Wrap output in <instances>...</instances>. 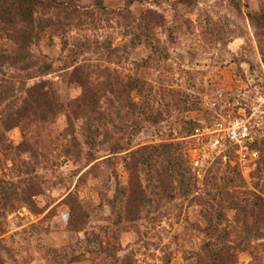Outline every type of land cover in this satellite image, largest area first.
<instances>
[{
	"label": "rangeland",
	"instance_id": "374dc122",
	"mask_svg": "<svg viewBox=\"0 0 264 264\" xmlns=\"http://www.w3.org/2000/svg\"><path fill=\"white\" fill-rule=\"evenodd\" d=\"M128 1L102 3L110 11L126 8ZM188 1L132 0L129 14L119 15L98 9L96 0H79L94 9V15L55 16L58 24L32 47L52 68L28 85L50 81L64 107L55 121L29 127L33 151L0 147V239L5 248L0 254L5 264H129V259L134 264H164L166 257L170 264H193L195 251L207 238L203 206L193 197L215 192L218 185L241 198L252 191L264 195L263 122L257 127L261 156L249 171H243L229 151L212 153L202 175L196 176L194 191L180 196L177 180L161 185L164 175L169 177L170 170L162 173L167 162L153 170L140 161L133 169L135 180L150 200L142 205L128 202L123 187L131 184L126 166V159L134 161L131 152L167 142H179L189 152L194 143L188 137L192 127L203 118L211 119L207 102L220 91L246 90L252 96L257 83L264 110V25L259 27L248 17L249 12L264 10V0ZM150 9L164 16L162 26L153 30L147 29ZM80 65L93 84L126 81L129 76L146 81L143 96L135 90L131 95L144 101L147 113L142 108L131 114L123 98L108 93L99 109L112 120L104 124L96 119L93 123L100 133L96 144L89 143L84 117L73 118L70 127L66 112L72 108L69 102L82 92L72 74ZM4 69L8 77L19 73L14 67ZM148 115L158 120L148 121ZM7 136L13 146L24 139L19 126ZM212 176L218 177V185L207 182ZM30 183L38 184L40 191L32 195L38 211L17 199L14 207L10 202L3 206L6 191L22 195ZM72 205L86 212L83 230L68 226ZM127 213L139 218L130 221ZM225 213L223 225H241L233 210ZM255 243L253 255L239 253V264H264V238ZM52 249L62 255L56 256ZM74 255H82V260L74 261Z\"/></svg>",
	"mask_w": 264,
	"mask_h": 264
},
{
	"label": "trees",
	"instance_id": "16d2710c",
	"mask_svg": "<svg viewBox=\"0 0 264 264\" xmlns=\"http://www.w3.org/2000/svg\"><path fill=\"white\" fill-rule=\"evenodd\" d=\"M79 0H0V147L12 151H33V146L27 137V130L35 123H48L55 121L57 115L63 111L62 103L57 95L56 89L51 82L45 79L32 85L28 81L35 77L46 75L52 68V64L47 61H41L33 52L32 47L37 44L42 36L46 35L55 24V16L64 14V18L75 19L83 15L93 16L94 9L83 6ZM189 4L188 0H180ZM128 3H132L129 0ZM96 7L107 11V7L102 0H96ZM110 10L107 12L125 14L129 8ZM129 11L126 13L129 14ZM47 15L46 17H44ZM249 19L261 27L264 25V10L258 12H249ZM147 29L153 30L162 26L164 16L154 10L148 11ZM6 42V43H5ZM9 44L11 48H4ZM106 48L110 51H116L111 44ZM5 66L14 67L19 70L16 75L8 77L5 73ZM88 73V72H87ZM86 73L83 66H77L73 71V79L79 83L82 88L81 94L72 99L68 106L72 107L67 112L69 125L73 127V118L79 119L84 117L88 142L96 144V136L99 135V127L94 126L96 119L106 124L112 119L99 109L100 100L107 96L108 93L116 94L118 99L125 100L124 106H128L129 112L135 114L137 110L144 109L147 113L144 101H137L131 95L135 90L139 97L145 94L146 81L137 76H129L126 81H117L116 83L105 81L99 84H93L90 81L89 74ZM109 75L110 72L108 71ZM108 98V97H107ZM111 103L114 101L110 99ZM74 116V117H73ZM123 116V115H122ZM103 118L105 122H103ZM110 119V120H109ZM146 120L157 121V118L147 116ZM197 122L195 123V126ZM21 127L23 131V141L13 146L10 142L7 132L15 127ZM192 129H194V127ZM120 129H123L121 126ZM109 131L106 130L108 137ZM134 161L126 159V166L130 170L131 184L123 187L128 190V202L132 200L139 205L145 204L150 200L145 188L135 180L137 173L133 169L142 161L155 170L156 164L167 162L162 173L170 170L169 177L164 175L161 185L168 186L177 180L179 186L178 193L180 196H188L196 186V175L192 171L190 155L186 148L179 142H167L159 145H145L131 152ZM167 170V171H166ZM206 178L207 182L218 185V177L212 176ZM227 182L232 184L234 178H226ZM127 189V190H126ZM38 184L30 183L23 189L22 195L17 190L8 192L2 196L1 201L14 207L15 199L25 202L30 206L32 211H38V207L32 201V195L38 194ZM198 203L202 207V216L207 221L203 228L207 238L194 253L195 261L193 264H239L238 255L242 252L254 254L257 245L256 240L264 238V195L260 192L252 191L249 196L241 198L235 193L230 194L224 191L218 185L215 192L208 191L206 195H197ZM76 203V202H75ZM234 211V217L241 225L230 227L223 225L222 219L226 211ZM86 212L80 207L71 206L68 219V226L71 230H83ZM139 215L127 213V219L134 221ZM232 237L234 239H232ZM0 249L2 246L0 239ZM103 249V247L101 248ZM56 256H60L59 251L52 249ZM82 255H74V261H81ZM0 264H5L4 257L0 254ZM129 264H134L129 259ZM164 264H170V257H166Z\"/></svg>",
	"mask_w": 264,
	"mask_h": 264
},
{
	"label": "built area",
	"instance_id": "2783aa9c",
	"mask_svg": "<svg viewBox=\"0 0 264 264\" xmlns=\"http://www.w3.org/2000/svg\"><path fill=\"white\" fill-rule=\"evenodd\" d=\"M238 79L245 81L242 75ZM247 80H250L248 76ZM253 85L252 96L246 90L237 94L220 91L207 102L211 119L198 121L188 136L194 139L189 155L196 176L202 175L207 158L215 152H231L234 162L243 171H249L257 164L261 156L257 146V127L264 122V110L260 103L262 89L257 83Z\"/></svg>",
	"mask_w": 264,
	"mask_h": 264
}]
</instances>
